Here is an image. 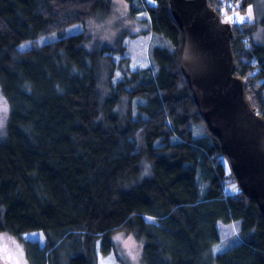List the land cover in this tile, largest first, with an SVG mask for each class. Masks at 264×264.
I'll return each mask as SVG.
<instances>
[{"label": "trees", "instance_id": "trees-1", "mask_svg": "<svg viewBox=\"0 0 264 264\" xmlns=\"http://www.w3.org/2000/svg\"><path fill=\"white\" fill-rule=\"evenodd\" d=\"M121 1L101 28L113 0H0V237L41 232L42 248L23 241L27 264H98L97 243L107 255L119 232L139 245L134 263L115 253L119 264H264V214L223 188L220 143L180 70L168 0ZM231 1L209 3L223 21L253 7L231 24V48L264 118V40L253 36L260 26L264 39V0ZM140 3L153 67L131 70L125 42ZM235 220L241 240L214 254L218 224Z\"/></svg>", "mask_w": 264, "mask_h": 264}, {"label": "water", "instance_id": "water-1", "mask_svg": "<svg viewBox=\"0 0 264 264\" xmlns=\"http://www.w3.org/2000/svg\"><path fill=\"white\" fill-rule=\"evenodd\" d=\"M181 32L179 67L198 115L218 139L242 193L264 214V118L234 75L231 24L209 0H168Z\"/></svg>", "mask_w": 264, "mask_h": 264}, {"label": "rangeland", "instance_id": "rangeland-1", "mask_svg": "<svg viewBox=\"0 0 264 264\" xmlns=\"http://www.w3.org/2000/svg\"><path fill=\"white\" fill-rule=\"evenodd\" d=\"M121 0H113L112 2V12L110 15V18L108 22L100 24L99 26L102 27H108L111 22L116 20L118 17V14L121 13ZM148 3H151V0H148ZM224 3V0H223ZM253 8V7H252ZM250 7L248 9V12L244 16H240V14H237V19L241 21L240 17H244V19H252L253 18V11ZM250 10V14H249ZM137 17V23L135 24V27L133 31L135 33H138L132 38L126 39V46H127V55L129 56V64L128 67L131 70H138L143 69L147 67H153L152 61L150 59V34L145 33L148 30V24L145 23L144 20H147V13L145 11L144 5L140 3L138 5V12L136 13ZM243 19V20H244ZM143 21V22H140ZM139 22V23H138ZM81 31L80 25H75L69 29H67L62 34H75ZM141 35H140V34ZM61 34H58L60 36ZM254 39L257 42H262L263 36H262V29L259 26L256 31L253 33ZM57 35H53L50 38L45 37L39 39V43H44L53 40L56 38ZM33 45V43H25L20 45V48H29ZM119 57L116 56V60H118ZM125 66H121V68H118L116 71V79L120 78L122 76V71ZM3 107V105L0 102V109ZM194 136L195 137H202L204 136L203 128L200 125L194 126ZM221 159L225 167V176L222 180L223 182V188L228 193L232 194L234 191L240 190L237 183L233 180L234 176L231 171V167L227 159L224 157L223 154H221ZM241 191V190H240ZM149 220V218H147ZM240 229H241V222L240 220L231 221L229 223H219L218 224V232L220 235V241L213 247L212 252L214 254H219L223 251H225L227 248L237 244L241 238H240ZM35 234V235H34ZM119 237V239H117ZM2 239H0V245L2 246V251L4 256H6L7 261H2L1 264H27L26 256H25V250L23 246V241H29L36 243L40 248L44 245V236L39 231H28L21 235V241L17 240L16 238L9 237L7 235H1ZM113 251L110 252L107 255H103L99 250V245L97 243V256H98V264H119L116 259V254L121 256L124 259V262H132L138 258V249L139 245L136 243L135 239L131 235H126L124 232H119L115 234L113 237ZM116 253V254H115Z\"/></svg>", "mask_w": 264, "mask_h": 264}, {"label": "bare ground", "instance_id": "bare-ground-1", "mask_svg": "<svg viewBox=\"0 0 264 264\" xmlns=\"http://www.w3.org/2000/svg\"><path fill=\"white\" fill-rule=\"evenodd\" d=\"M233 6H234V4H233V2L231 1V5L230 6H228L227 4H224V10H226L227 11V9H232L233 8ZM226 14H224L223 16H224V19H225V21H227L226 20V18L227 17H234L236 20H237V16L236 15H230L229 13H227V12H225ZM228 22V21H227Z\"/></svg>", "mask_w": 264, "mask_h": 264}, {"label": "built area", "instance_id": "built-area-1", "mask_svg": "<svg viewBox=\"0 0 264 264\" xmlns=\"http://www.w3.org/2000/svg\"><path fill=\"white\" fill-rule=\"evenodd\" d=\"M224 4H227L228 6L231 5V0H224ZM231 19H229V17L226 18V20L230 23V24H233V23H237V20L234 18V17H231Z\"/></svg>", "mask_w": 264, "mask_h": 264}, {"label": "flooded vegetation", "instance_id": "flooded-vegetation-1", "mask_svg": "<svg viewBox=\"0 0 264 264\" xmlns=\"http://www.w3.org/2000/svg\"><path fill=\"white\" fill-rule=\"evenodd\" d=\"M2 250H3V249H2V246L0 245V256H1V261H7L6 256H4ZM2 258H3V260H2ZM3 264H6V263H3Z\"/></svg>", "mask_w": 264, "mask_h": 264}, {"label": "snow or ice", "instance_id": "snow-or-ice-1", "mask_svg": "<svg viewBox=\"0 0 264 264\" xmlns=\"http://www.w3.org/2000/svg\"><path fill=\"white\" fill-rule=\"evenodd\" d=\"M249 14H250V10H249ZM229 19H231L230 17H229ZM240 19L241 20H243L244 19V17H240ZM152 218L151 217H149V220H151ZM35 235V234H34ZM117 239H119V237H117Z\"/></svg>", "mask_w": 264, "mask_h": 264}]
</instances>
